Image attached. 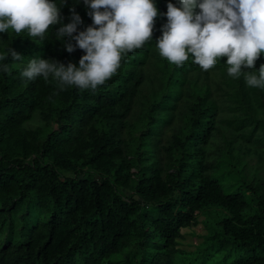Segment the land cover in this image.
<instances>
[{
    "label": "trees",
    "instance_id": "obj_1",
    "mask_svg": "<svg viewBox=\"0 0 264 264\" xmlns=\"http://www.w3.org/2000/svg\"><path fill=\"white\" fill-rule=\"evenodd\" d=\"M75 10L91 23L82 2ZM166 19L94 90L20 75L32 56L78 61L54 26L44 40L0 33V51L24 56L0 72V264H264V185L225 134L237 183L207 158L216 123L264 146V88L230 76L224 56L207 70L191 54L169 62L155 44Z\"/></svg>",
    "mask_w": 264,
    "mask_h": 264
},
{
    "label": "clouds",
    "instance_id": "obj_2",
    "mask_svg": "<svg viewBox=\"0 0 264 264\" xmlns=\"http://www.w3.org/2000/svg\"><path fill=\"white\" fill-rule=\"evenodd\" d=\"M81 2L91 18L83 28L75 10ZM65 5L66 23L61 12ZM166 9L159 12L156 0H0V33L11 28L17 34L25 31L29 39L44 40L54 26L65 51L83 50L78 61L65 64L32 56L20 75L29 81L51 75L60 89L75 85L94 90L116 72L122 54L152 41L154 17L159 15L167 19L155 44L169 62L179 66L191 54L193 62L207 70L224 56L230 76L244 73L247 85L264 88V63L253 67L264 55V0H166ZM6 57L21 61L24 56L8 45L0 51V72L8 71Z\"/></svg>",
    "mask_w": 264,
    "mask_h": 264
},
{
    "label": "rangeland",
    "instance_id": "obj_3",
    "mask_svg": "<svg viewBox=\"0 0 264 264\" xmlns=\"http://www.w3.org/2000/svg\"><path fill=\"white\" fill-rule=\"evenodd\" d=\"M33 123H39L37 118L32 120ZM44 131L53 128L54 124H43ZM216 129L212 131L210 140L207 145V158L212 160H217L218 164L211 171L214 176L221 177L223 176L222 181L225 183H237V175L231 169V162L226 158L223 153L222 147L224 146V135L230 138H233L231 145L232 147L238 148V153L241 157L242 162L244 163V168L247 171V174L253 175L259 182L264 185V146H257L253 143H247L240 140L238 136V131H233L232 129L225 126L222 123H216ZM228 171L224 175L221 174V171ZM231 188L228 187L225 191H229ZM201 226L197 225L191 229H185L184 232L188 235V241H192L194 236L190 235L191 232L200 233Z\"/></svg>",
    "mask_w": 264,
    "mask_h": 264
}]
</instances>
